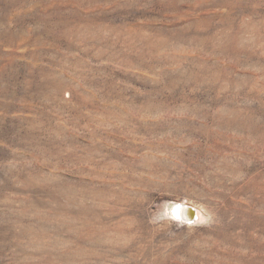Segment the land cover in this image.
Returning <instances> with one entry per match:
<instances>
[{"label":"rangeland","instance_id":"374dc122","mask_svg":"<svg viewBox=\"0 0 264 264\" xmlns=\"http://www.w3.org/2000/svg\"><path fill=\"white\" fill-rule=\"evenodd\" d=\"M0 264H264V0H0Z\"/></svg>","mask_w":264,"mask_h":264},{"label":"bare ground","instance_id":"6f19581e","mask_svg":"<svg viewBox=\"0 0 264 264\" xmlns=\"http://www.w3.org/2000/svg\"><path fill=\"white\" fill-rule=\"evenodd\" d=\"M194 210V211H193ZM169 211L175 215L176 218H182L186 221H196L203 217V214L200 210L192 205L183 206V204H170Z\"/></svg>","mask_w":264,"mask_h":264},{"label":"clouds","instance_id":"9594fccd","mask_svg":"<svg viewBox=\"0 0 264 264\" xmlns=\"http://www.w3.org/2000/svg\"><path fill=\"white\" fill-rule=\"evenodd\" d=\"M194 211V210H193ZM209 219H210V217H209Z\"/></svg>","mask_w":264,"mask_h":264}]
</instances>
